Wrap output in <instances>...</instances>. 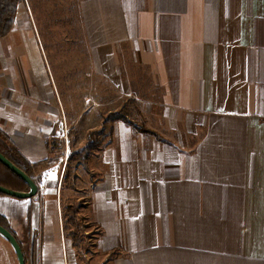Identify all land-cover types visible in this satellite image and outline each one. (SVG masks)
<instances>
[{
    "label": "crops",
    "instance_id": "obj_1",
    "mask_svg": "<svg viewBox=\"0 0 264 264\" xmlns=\"http://www.w3.org/2000/svg\"><path fill=\"white\" fill-rule=\"evenodd\" d=\"M36 7L0 37V129L39 189L0 194L26 264H81L66 173L101 264H264V0H78L94 101L75 108ZM131 101L141 130L110 117ZM0 250L15 264L1 236Z\"/></svg>",
    "mask_w": 264,
    "mask_h": 264
},
{
    "label": "rangeland",
    "instance_id": "obj_2",
    "mask_svg": "<svg viewBox=\"0 0 264 264\" xmlns=\"http://www.w3.org/2000/svg\"><path fill=\"white\" fill-rule=\"evenodd\" d=\"M35 1L39 15V23L44 32L43 36L46 39L45 43L49 48V55H51V59L53 60L52 64L54 67L52 68L55 70L59 79L68 86L70 92L76 91L72 99L74 108L86 105L90 101L93 102L94 98H89L90 101L84 100L85 104H83V97H80L83 93L81 91H84L85 86L89 85L84 82V73L89 72V68L87 63V50L85 49L83 24L77 7L78 0ZM124 114H128V121L132 122L134 125L145 128L144 124H141V118L137 116L133 106L129 105ZM110 117H112V115ZM91 133H96L97 135L92 136L91 134V136H88V139L98 141L103 146L108 142L110 125L107 124L105 128ZM98 133H102L103 136H99ZM77 159V161H80L79 158ZM71 165H74V163H71ZM65 175L67 177V184L65 187L70 191H68L69 193L65 201L69 221L67 229L72 235L73 244L77 252L80 254V262L81 264H101L94 253L97 240L96 229L90 223L84 221V217L80 215L79 210L84 207V202H77L75 198L77 196H75L72 191L74 189L73 179L76 173H66ZM0 264H8L1 250ZM15 264H19L18 259Z\"/></svg>",
    "mask_w": 264,
    "mask_h": 264
},
{
    "label": "trees",
    "instance_id": "obj_3",
    "mask_svg": "<svg viewBox=\"0 0 264 264\" xmlns=\"http://www.w3.org/2000/svg\"><path fill=\"white\" fill-rule=\"evenodd\" d=\"M23 1L24 0H0V37H6L11 32L14 23L16 21L18 7ZM130 104L132 106L134 104V107L136 105L134 101H131ZM126 109L127 108H125L121 113L113 114L112 120H123L124 122L133 125L132 122L127 120L128 114H124ZM133 126L137 128V130L143 129L142 127H139L137 125H133ZM146 132L152 133L150 131H146ZM91 134L92 136L97 135L96 133H90L89 136H91ZM99 136H103V134L100 133ZM102 147L103 146L100 142L95 140L92 141L91 139H88L86 146L80 151L74 153L71 156V160L72 159L74 160V158L75 159L79 158L80 161L78 162L85 161L92 152L97 151ZM0 153L3 154L7 159H9L13 164H15L22 171H24L36 182L35 167L23 156L21 152H19L15 148V146L11 143L8 136L5 135L1 131V129H0ZM0 186L18 192L29 191V186L1 163H0ZM0 225L4 226L1 217H0Z\"/></svg>",
    "mask_w": 264,
    "mask_h": 264
},
{
    "label": "water",
    "instance_id": "obj_4",
    "mask_svg": "<svg viewBox=\"0 0 264 264\" xmlns=\"http://www.w3.org/2000/svg\"><path fill=\"white\" fill-rule=\"evenodd\" d=\"M0 163L3 164L6 168H8L17 177L22 179L29 186L28 192H18L0 186V194L22 200L32 199L38 194L39 189L35 181L1 153H0ZM0 236L10 243L17 256L19 264H26V258L24 252L21 248L20 243L18 242L17 238L13 235V233H11V231H9L4 226L0 225Z\"/></svg>",
    "mask_w": 264,
    "mask_h": 264
}]
</instances>
